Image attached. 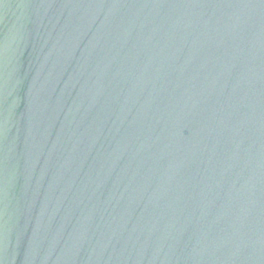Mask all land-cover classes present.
Segmentation results:
<instances>
[{"label": "water", "instance_id": "obj_1", "mask_svg": "<svg viewBox=\"0 0 264 264\" xmlns=\"http://www.w3.org/2000/svg\"><path fill=\"white\" fill-rule=\"evenodd\" d=\"M0 264H264V0H0Z\"/></svg>", "mask_w": 264, "mask_h": 264}]
</instances>
